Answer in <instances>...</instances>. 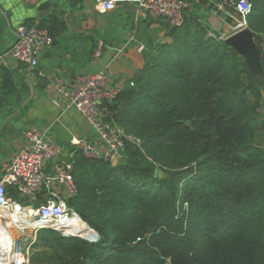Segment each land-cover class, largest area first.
Segmentation results:
<instances>
[{
	"label": "trees",
	"instance_id": "1",
	"mask_svg": "<svg viewBox=\"0 0 264 264\" xmlns=\"http://www.w3.org/2000/svg\"><path fill=\"white\" fill-rule=\"evenodd\" d=\"M249 1L264 61V0ZM40 25L55 38V21ZM169 36L144 55L135 85L104 104L135 138L119 162L74 154L79 194L68 201L94 239L41 229L56 264H264V115L252 102L264 78L188 18ZM1 70L0 107L15 89Z\"/></svg>",
	"mask_w": 264,
	"mask_h": 264
},
{
	"label": "crops",
	"instance_id": "2",
	"mask_svg": "<svg viewBox=\"0 0 264 264\" xmlns=\"http://www.w3.org/2000/svg\"><path fill=\"white\" fill-rule=\"evenodd\" d=\"M50 20L57 24L55 42L41 53L37 67L16 62L8 55L20 25ZM145 20L149 19L141 17L136 6L128 2L112 12H100L95 0H0V91L1 69H9L15 84L13 94L0 107V151H5L1 154L6 158L0 175L21 147L29 125L49 129L64 151L71 148L64 159L76 153L73 139L84 138L104 147L85 117L66 103L53 82L57 77L72 82L82 74L109 66L113 83L121 88L128 86L145 64V46L137 38L138 24ZM98 36L106 48L102 57L95 59L92 44ZM26 119L32 123L25 126ZM20 121L23 126H16ZM51 164L47 165L48 171L52 170ZM14 230L17 232L18 228ZM2 253L6 255L0 248Z\"/></svg>",
	"mask_w": 264,
	"mask_h": 264
},
{
	"label": "built area",
	"instance_id": "3",
	"mask_svg": "<svg viewBox=\"0 0 264 264\" xmlns=\"http://www.w3.org/2000/svg\"><path fill=\"white\" fill-rule=\"evenodd\" d=\"M95 1L96 8L100 12H112L124 2L134 4L141 17L164 20L171 28L184 26L193 3L199 2V0ZM209 2L211 5L213 3L218 11L237 19L240 27H247V15L253 7L249 0H209ZM230 9H233V12L229 11ZM235 13L242 19L236 18ZM54 42V36L46 27L38 23H24L17 28L16 41L8 55L16 62L35 68L39 64L41 53ZM104 47V41L99 40L93 52L95 59L102 57ZM113 75L112 68L107 66L100 71L82 74L72 82L58 77L53 82L54 89L68 105L78 109L104 144L102 148L84 138L73 139L71 144L76 147L75 151L79 150L89 159H118L126 149V139H135L127 136L117 124L107 120L104 104L112 101L122 90L113 83ZM130 85L134 86L135 82L131 81ZM137 142L139 143L140 140L137 139ZM63 155V147L52 138L49 129L37 125L26 128L21 147L0 175V209L4 213L0 221L7 220L14 229L18 228V230L37 231L51 227L63 237L78 236L91 239V234L84 237L68 230L71 228L70 220L75 217H79L86 224L87 222L69 205L68 200L79 194V188L72 173L74 154L72 153L69 159H64ZM48 163H52L51 171L47 170ZM18 207L20 214L26 217L20 221L21 226L16 225L17 221L13 216ZM27 209H31L30 215L23 211ZM21 239L22 235L18 236L19 242ZM0 258L2 264L10 263L9 253L6 255L2 253ZM22 261L23 264L27 263L23 255Z\"/></svg>",
	"mask_w": 264,
	"mask_h": 264
},
{
	"label": "rangeland",
	"instance_id": "4",
	"mask_svg": "<svg viewBox=\"0 0 264 264\" xmlns=\"http://www.w3.org/2000/svg\"><path fill=\"white\" fill-rule=\"evenodd\" d=\"M233 12V9L229 10ZM236 18L242 19L240 15L235 13ZM188 19H190L191 27L196 29L198 27H205L206 32L209 36H212L218 40H226L233 33L243 29L244 27L239 26V22L235 18H231L229 15L224 12L218 11L215 5L208 1L199 0V2H194L191 10L188 13ZM139 27V28H138ZM138 35L137 38L139 41L143 43L145 49L142 54H146L148 52L154 53L155 50H158L159 44L163 42L171 41V37L169 36V32L172 29L169 24L164 20L159 19H149L145 20L142 23L138 24ZM136 30V29H134ZM102 39V37H96V42L92 44V50L96 47L95 44ZM103 40V39H102ZM104 41V40H103ZM105 43V42H104ZM106 45L104 47L105 51ZM135 82V81H134ZM252 102L256 107L258 113L264 115V92L263 96H254L252 98ZM9 111V110H8ZM12 112V110H11ZM6 114V111H5ZM2 116V115H1ZM22 118V117H21ZM24 118V117H23ZM32 121L29 119L25 120V126L31 124ZM16 126L22 127V121L15 124ZM30 126V125H29ZM1 141V138H0ZM0 151V169L6 163V158L4 153L1 154ZM71 153L72 149L65 148L63 158L67 157V153ZM5 159V162H2ZM114 163L119 162V160H112ZM48 229L51 227H47ZM45 229V228H43ZM53 229V228H51ZM17 235H22L21 242H19V253L21 256L26 259V264H56L54 260H51L56 255V247H51V245H55V242H50L46 244V238L50 237L52 233H47L41 231V229L35 231L28 230H18L15 232ZM91 239H94L92 235L93 232L91 230ZM46 251L47 254H42L41 252ZM52 258L49 260V257ZM47 259L48 263H44L43 259Z\"/></svg>",
	"mask_w": 264,
	"mask_h": 264
},
{
	"label": "water",
	"instance_id": "5",
	"mask_svg": "<svg viewBox=\"0 0 264 264\" xmlns=\"http://www.w3.org/2000/svg\"><path fill=\"white\" fill-rule=\"evenodd\" d=\"M225 41L244 58L249 72L255 80L264 78L263 49L257 43V36L250 28L245 27L233 33ZM159 176H163L162 171H159ZM13 264H23V261L13 262Z\"/></svg>",
	"mask_w": 264,
	"mask_h": 264
},
{
	"label": "bare ground",
	"instance_id": "6",
	"mask_svg": "<svg viewBox=\"0 0 264 264\" xmlns=\"http://www.w3.org/2000/svg\"><path fill=\"white\" fill-rule=\"evenodd\" d=\"M19 210L20 207H18L13 214L15 220L17 221V226H21L22 224L20 223V221L26 218L23 214H20ZM23 211H25L27 215H30L32 213L31 209ZM2 217H4V213L0 209V218ZM69 225H71V228H69L68 230L79 233L84 237H87L91 233V228L79 217L71 219ZM13 227L14 226L7 220H4L3 222L0 221V248L4 249L7 254L9 253V261L12 262V264L13 262H22V256L19 253L18 235L15 233ZM1 259L2 258H0V264H2Z\"/></svg>",
	"mask_w": 264,
	"mask_h": 264
}]
</instances>
